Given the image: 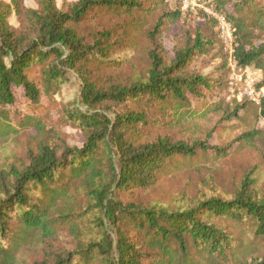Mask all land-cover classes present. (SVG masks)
Returning <instances> with one entry per match:
<instances>
[{
	"label": "trees",
	"instance_id": "trees-1",
	"mask_svg": "<svg viewBox=\"0 0 264 264\" xmlns=\"http://www.w3.org/2000/svg\"><path fill=\"white\" fill-rule=\"evenodd\" d=\"M148 1L77 0L67 11L59 9L56 0H37V9L27 7L23 0L0 1V140H9L27 127L42 129L32 115L22 121L11 119L8 109L17 102L16 89L21 88L36 106L44 91L61 90L70 74L81 81L70 120L85 135L81 148L42 142L37 152H29L22 168L3 171L0 264H18V255L37 233L43 242L52 244L62 225L78 239L74 249L32 264H264V198L253 192L250 176L229 200L218 196L183 200L175 208L124 200L150 190L200 156L207 159L213 152L217 158L226 157L231 146L211 147L199 139L150 138L152 122L145 108L168 114L174 123L185 126L190 120L221 112L228 113L221 119L228 122L252 105L264 121V98L259 104L235 100L234 111L225 109L229 106L223 96L229 90V68L215 76L192 70L196 59L223 49L213 19L201 14L216 35L198 28L167 59L159 38L166 20L175 23L188 15L182 13L179 0L174 12L162 15L153 30L145 32L147 70L102 85L101 77H95L89 66L99 63L117 71L131 65L112 57L129 47L138 49L144 29L134 17L148 12ZM211 1L236 30L238 66L254 67L264 75V44L256 47L251 40L252 29L263 22L264 7L257 0H238L231 14L227 7L233 0ZM104 12L129 19L123 43L113 30L92 25ZM37 70L44 91L31 79ZM261 134L255 130L237 140L242 146H252ZM78 197L85 201L81 212L76 203L67 211L57 210L66 199L77 202ZM239 226H247L244 233L263 248L245 247L233 230Z\"/></svg>",
	"mask_w": 264,
	"mask_h": 264
},
{
	"label": "rangeland",
	"instance_id": "rangeland-1",
	"mask_svg": "<svg viewBox=\"0 0 264 264\" xmlns=\"http://www.w3.org/2000/svg\"><path fill=\"white\" fill-rule=\"evenodd\" d=\"M23 1L29 8H38L37 0ZM76 1L56 0V4L59 9L67 11ZM177 1L149 0L146 3L148 12H139L134 17V21L141 22L144 29L143 33L139 34L142 42L138 49L135 50L129 47L126 50L119 51L112 57L113 60L130 62V66L127 65L117 71L107 69V67L99 63L89 66L95 77H101L102 85L104 83L108 85L116 80L125 81L127 77L147 70L149 60L145 55V51L149 45V39L146 37L145 32L153 30L154 25L162 15L167 12H174L178 7ZM236 1L238 0H233L232 4L227 7L228 12L231 14L234 12ZM256 3L264 7V0H257ZM154 6L155 10H153ZM128 20L125 17H117L104 12L96 16L92 25L113 30L119 43H123L129 32ZM131 21L133 22V20ZM166 22L159 38V43H161L168 60L175 56L176 51L183 46L189 36L194 37L198 28L206 30L208 35H216V31L207 25L201 14L182 15L175 23L167 20ZM256 25L252 29L251 40L256 47H259L264 44V19L262 23ZM225 63L227 67L221 69ZM228 68L232 75L228 53H226L224 45L222 50L214 51L207 57L196 59L192 66V70L196 73L211 76H215L221 71L226 73ZM68 78V82L61 90L55 93H46L40 70L33 71L31 79L35 80L40 89L44 91L40 103L36 106L29 102L21 88L15 90L17 102L15 106L8 109L11 119L22 121L32 115L40 122L42 129H36L33 126L27 127L19 131L18 134L12 135L9 140H0V178L4 170L12 167L22 168L28 162L29 152H37L42 142L49 143L52 146L60 145L62 142L67 143L71 147L81 148L83 146L85 135L70 120L71 113L75 111L76 102L80 96L81 81L75 74H70ZM223 96L225 105H229L225 106V109L229 107V113L234 111L235 103L233 101L235 100L230 97L229 90L224 92ZM211 101H214L213 98L208 100L210 103ZM145 110L152 122L148 129L150 138L166 136L175 141L199 139L211 147L231 146L228 148L226 157L217 158L213 152L210 153L207 159L200 156L180 171L173 172L170 176L164 178L150 190L127 195L124 200L141 202L144 205L162 203V205L170 208H175L183 200L192 202L213 196L229 200L235 197L247 176L254 180L253 192L259 198H264V121L259 119L256 106H246L244 110L239 112V116L228 122L221 120L228 113L224 114L221 112L220 114L211 113L204 120H190L185 126L174 123L172 116L160 114L156 109L145 108ZM255 130H260L263 134L256 139L254 145L242 146L238 142L237 139L240 135ZM75 203V207H78L77 211L81 212L85 204L83 197H78L77 202L74 198L66 199L60 203L57 210L60 212L67 211ZM59 221L64 222V220ZM75 221L79 222V220ZM246 228L248 227L239 226L233 228V230L242 239L245 247L250 246L252 249L260 247L259 249H262L263 247L260 246L259 241L250 239L249 235L244 233ZM83 229V226H81L82 238H85L86 231ZM42 239H44L42 235L38 233L34 235L30 244L18 255V264H32L35 261L54 259L55 256L65 250H73L76 246L75 243L78 242V239L72 234L67 225L61 226L58 236L52 244L49 240L43 242Z\"/></svg>",
	"mask_w": 264,
	"mask_h": 264
},
{
	"label": "built area",
	"instance_id": "built-area-1",
	"mask_svg": "<svg viewBox=\"0 0 264 264\" xmlns=\"http://www.w3.org/2000/svg\"><path fill=\"white\" fill-rule=\"evenodd\" d=\"M184 14H202L217 23L220 40L228 53L229 66L232 71L229 93L237 102L244 100L259 104L264 98L263 72L251 66L240 67L236 60V30L227 21L225 15L219 13L211 0H179Z\"/></svg>",
	"mask_w": 264,
	"mask_h": 264
}]
</instances>
